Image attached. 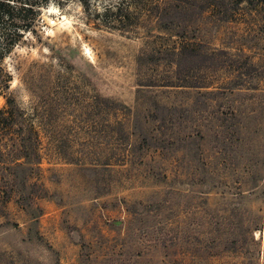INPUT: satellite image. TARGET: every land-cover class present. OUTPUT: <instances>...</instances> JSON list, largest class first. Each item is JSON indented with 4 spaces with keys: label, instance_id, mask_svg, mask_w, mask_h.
I'll use <instances>...</instances> for the list:
<instances>
[{
    "label": "rangeland",
    "instance_id": "rangeland-1",
    "mask_svg": "<svg viewBox=\"0 0 264 264\" xmlns=\"http://www.w3.org/2000/svg\"><path fill=\"white\" fill-rule=\"evenodd\" d=\"M33 1V29L0 62V111L12 100L23 117L13 132L32 126L39 140L37 161L19 171L0 212V264H264V178L248 192L252 173L264 176V0L239 5L232 20L207 10L195 30L189 24V38L227 54L222 68L203 65L205 86L252 75L238 81L246 93L235 97L234 118L223 101L221 115L206 110L208 131L181 167L180 152L168 159V183L125 172L122 140L137 89L149 103L175 100L160 93L171 89L146 86L170 80L173 65H138L160 43L154 4L164 0L143 1L118 30L98 27L94 14L117 0H87L89 10L83 0ZM177 96V104L190 97ZM196 149L207 156L198 165ZM152 159L142 153L147 168Z\"/></svg>",
    "mask_w": 264,
    "mask_h": 264
},
{
    "label": "trees",
    "instance_id": "trees-1",
    "mask_svg": "<svg viewBox=\"0 0 264 264\" xmlns=\"http://www.w3.org/2000/svg\"><path fill=\"white\" fill-rule=\"evenodd\" d=\"M42 1L47 3L52 0ZM83 1L82 7L89 10L87 0ZM143 1L145 0H117V2L104 6L102 11L95 10V17L100 21L97 26L118 30L117 26L131 25L134 23L132 20L138 17L136 14V17L131 20L133 12L139 13L140 10L147 7ZM258 1L164 0L154 4L157 26L163 34L156 37L160 43L154 42L151 55L138 58V65L143 67L144 62L159 63L162 60L170 63L171 66L173 65L174 75L170 80L159 82V84L152 81L148 82L149 84L146 86L171 89L173 92L165 90V92L161 91L160 93H172L175 100L170 105L157 100L149 103L138 97L140 89H137L131 130L122 134L123 142H127L123 148L125 152L124 162L127 165V168L124 169L125 172H129L130 169L145 176L151 174L159 183H168V159L180 152L177 163L181 167L183 160L190 157L193 140L202 136L203 131H208L207 125L204 124L206 110L213 117L218 114L221 115L217 107L218 101H223L228 105L227 109L232 111L228 113L231 118H234L236 112L241 110L242 106L240 105V108L237 109L235 97L243 95L246 90L237 88L245 85L238 81H241L243 76L250 78L252 74L237 71L238 75L232 77H235V81H228L221 87L205 86L201 76L202 69H204L203 65L209 63L212 67L222 68L227 65L226 58L223 57L227 54L222 50L208 53L205 45L196 43L195 34L192 35L193 38H189L186 33L189 24L196 22L194 19L207 10H216L222 21H228L235 18L234 10H239V5L245 3L249 9H256ZM36 5L33 0H0V62L18 45L24 32L33 29L37 16ZM231 5H236V7L233 8ZM188 15L192 16V20L185 19V16ZM192 27L193 30L196 29L193 24ZM139 86L141 85L139 84ZM190 90L197 92L192 95ZM178 94H187L190 97L188 101L177 104ZM212 109L214 111H210ZM228 114L225 113L224 120H228L226 119ZM18 115L19 118H23L14 102L7 99L6 107L0 111V212L2 214H5L4 206L10 200L9 193L12 185L18 184L19 171L32 169L26 168L25 164H34L38 157L36 150L39 140L32 126L26 128L25 135L20 134L21 132L18 130L13 132ZM226 125L224 123L222 126H218V129L213 128L215 135L221 136L225 133L222 130H226ZM223 140L226 141L227 139L223 138ZM223 150L225 148L217 149L213 154L218 155V151ZM224 152L226 153V150ZM142 153L152 155V160H154L152 167L147 168L146 164H143ZM195 155L198 157L194 158L197 165L203 157H207L205 152L200 149H196ZM136 164L138 168L135 169ZM263 178L260 170H255L252 173L248 192L256 190L257 184ZM163 203L165 204V201ZM254 230L261 231L260 228H254ZM213 240L211 238L212 242H214Z\"/></svg>",
    "mask_w": 264,
    "mask_h": 264
}]
</instances>
